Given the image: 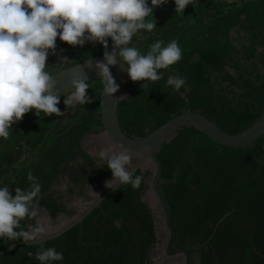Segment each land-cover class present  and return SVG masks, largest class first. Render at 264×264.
<instances>
[{
	"label": "trees",
	"instance_id": "1",
	"mask_svg": "<svg viewBox=\"0 0 264 264\" xmlns=\"http://www.w3.org/2000/svg\"><path fill=\"white\" fill-rule=\"evenodd\" d=\"M153 16L156 29L139 30L128 46L144 54L156 40L175 39L181 58L157 70L163 73L160 80L128 79L126 96L118 105L122 131L142 139L186 113L205 116L229 135L252 126L264 113V76L258 65L264 51V0H192L180 13L168 0ZM106 39L107 48L96 41L72 46L57 38L45 70L53 75L103 57L113 50L111 39ZM261 63L264 68V57ZM170 74L185 78L180 90L166 86ZM101 81L89 82L86 91L92 103L79 105L66 123L57 121L55 114L38 117L29 111L12 125L9 137L0 138V185L9 186L10 192L15 186L27 188L31 171L41 185L34 207L46 209L51 217L65 212L51 188L73 161L81 158L91 164L83 145L88 136L104 132ZM156 156L162 166L158 189L175 231L173 250L191 253V264H264V137L233 149L195 127H185ZM140 159L132 157L129 166ZM135 175L142 176L138 188L121 186L81 225L44 246H24L0 256V264H39L36 253L47 247L63 254L62 261L51 264H153V248L165 242L155 211L143 200L153 170ZM110 179L104 167L93 176H78L74 183L81 189L99 188L110 186ZM31 223L26 216L19 228L29 230ZM20 242L2 238L0 251Z\"/></svg>",
	"mask_w": 264,
	"mask_h": 264
},
{
	"label": "clouds",
	"instance_id": "2",
	"mask_svg": "<svg viewBox=\"0 0 264 264\" xmlns=\"http://www.w3.org/2000/svg\"><path fill=\"white\" fill-rule=\"evenodd\" d=\"M176 13L183 12L192 0H172ZM168 0H0V138L7 139L12 125L25 113L34 115H63L57 107L61 100L57 81L46 71L49 50H54L57 38L72 46H82L86 41H96L105 48L110 38L111 52L103 53V62H97L102 77L103 94L109 98L118 85L109 66L122 62L131 81H157L163 77L158 69H166L181 58V48L172 39L167 43L156 40L141 54L134 46H128L139 30L156 29L154 10ZM151 16L152 19H146ZM118 49V51H117ZM166 86L178 91L185 85L179 74L168 75ZM145 84V83H144ZM142 84L141 87L144 85ZM71 91L64 96L67 107L92 103L87 89L90 87L82 71L70 74ZM106 162L114 182L111 186L130 184L140 186L142 176L134 175L130 165L128 148L111 147L97 153ZM27 188L0 185V239L32 242L45 231L42 225L31 230L19 228L26 216L37 215L41 185L31 171L26 175ZM109 186V187H111ZM31 256L32 253H29ZM35 259L39 264H51L63 260V254L53 247L38 250Z\"/></svg>",
	"mask_w": 264,
	"mask_h": 264
},
{
	"label": "water",
	"instance_id": "3",
	"mask_svg": "<svg viewBox=\"0 0 264 264\" xmlns=\"http://www.w3.org/2000/svg\"><path fill=\"white\" fill-rule=\"evenodd\" d=\"M263 57L264 51L261 53L258 60L260 71L264 76V68L261 63ZM97 62H103V57H95L85 60L82 63L53 74L52 76H54L57 81V89H59L60 96L71 91L70 74L73 71H82L86 76L88 83L95 79L102 78L100 77L99 69L95 67ZM125 68L126 65H123L122 62L119 61L117 64L109 66L110 73L114 77L115 83L118 85V89L111 98L104 96L103 93L101 96V119L104 132L117 148L122 145L128 148L129 154L141 156L140 161L131 169L134 175L138 171L146 169L148 166L153 168L151 191L161 208V212L164 216V224L169 234L165 249L166 256H183L185 259L184 264H191V253L183 249L173 250L175 231L171 223V214L169 208L162 193L158 189V182L162 174V166L157 159L156 151L166 143L170 142L176 136V134L185 127H195L196 129L203 132L213 142L221 146L233 149L246 148L255 144L258 140L264 137V113L252 126L236 135H229L225 133L216 124L203 115L196 113H186L168 121L145 138L136 139L128 137L122 131L118 118V105L126 96V87L129 79ZM119 188L120 187L118 183L109 187L83 212L79 218L65 226L57 233L46 236L40 240H34L32 242L16 243L7 250L0 251V256L8 255L15 249L24 246H44L46 243L60 238L73 228L81 225L90 214L98 209L101 204Z\"/></svg>",
	"mask_w": 264,
	"mask_h": 264
},
{
	"label": "rangeland",
	"instance_id": "4",
	"mask_svg": "<svg viewBox=\"0 0 264 264\" xmlns=\"http://www.w3.org/2000/svg\"><path fill=\"white\" fill-rule=\"evenodd\" d=\"M230 2L237 0H228ZM70 92V91H69ZM69 92L61 95V101L57 107L61 110L63 115L57 116V121L66 123L69 117L75 113L79 105L67 107L63 104L64 96ZM125 98V97H124ZM123 98V100H124ZM84 148L92 158L91 164L84 162L81 158L73 161L71 167L68 170L62 172L56 183L51 188V195L59 201L65 208V212L60 214L58 217H51L49 212L36 206L37 215L32 217V223L29 226V230L32 227L42 225L45 231L39 233L35 240H40L46 236L57 233L65 226L79 218L83 212L96 200L99 196L104 193L108 188L109 184L99 188L87 186V189H81L74 182L78 176H93L97 169L106 167V162H101L97 156V153L102 149L111 147L113 150H119L108 138L105 132L98 135H90L84 141ZM131 155L130 157H134ZM149 170H153L151 166L147 167ZM111 186V184H110ZM87 190V191H86ZM143 200L147 202L150 207L155 211L157 215V228L163 235H165V242L156 245L151 252V259L153 264H184L185 259L183 256L167 257L166 256V245L168 240V233L165 230L164 217L162 215L160 206L156 201L151 189L148 190Z\"/></svg>",
	"mask_w": 264,
	"mask_h": 264
}]
</instances>
